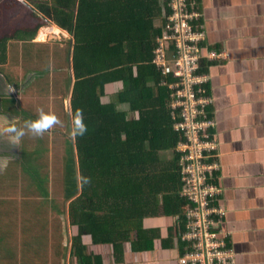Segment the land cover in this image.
Returning <instances> with one entry per match:
<instances>
[{
	"label": "trees",
	"instance_id": "16d2710c",
	"mask_svg": "<svg viewBox=\"0 0 264 264\" xmlns=\"http://www.w3.org/2000/svg\"><path fill=\"white\" fill-rule=\"evenodd\" d=\"M22 1L32 7L31 17L36 23L31 28L17 30L15 36L33 39L41 26L38 20L67 34L61 59L71 70L68 105L73 111L83 110L88 128L84 136L69 138L74 183L71 192L62 193V202H66L64 214L57 208L60 195L53 188L56 209L52 206L51 217L64 216L59 220L63 238L56 247L52 245L63 257L57 264H65V257L67 261L70 259V264H105L106 247H110L107 250L112 261L107 264H123L128 250L139 253L172 249L173 227L168 228L167 238H162L157 229L143 226L146 218L177 217L180 222L187 207L179 196L180 173L174 153L182 137L172 129L173 90L169 83L173 80L153 63L157 39L171 14L166 1ZM53 69L57 74V68ZM205 69L203 61L200 72ZM201 92L208 95L207 83L201 86ZM104 99L107 103L102 102ZM116 105L124 109L117 110ZM167 152H171L170 158L164 157ZM21 166L20 173L28 177L22 182L7 184V175H0L3 196L0 204L8 201L11 185L22 186L21 193L14 194L18 212L15 225L22 226V233L27 234L28 226L32 225L27 223L28 212H35L36 208L27 202L32 200L37 204L40 185L32 180L37 170L31 164ZM219 171L215 172L216 176ZM78 175L90 178L91 183L81 189ZM212 183L219 186L217 179ZM42 188L40 192L45 196V187ZM46 205L44 201L39 211L45 212ZM31 221L34 222L33 215ZM26 241L24 238V252L30 255L19 259L10 252V244H6V258L14 257V264L17 258L19 264L26 263L23 260L36 254L37 249L26 246ZM183 246L184 243L177 245L181 253Z\"/></svg>",
	"mask_w": 264,
	"mask_h": 264
},
{
	"label": "crops",
	"instance_id": "0c3cea01",
	"mask_svg": "<svg viewBox=\"0 0 264 264\" xmlns=\"http://www.w3.org/2000/svg\"><path fill=\"white\" fill-rule=\"evenodd\" d=\"M194 10L201 14L204 51L219 55L203 59L201 65L206 63L207 93L212 98L208 109L216 123L213 134L220 167L217 181L222 189L220 202L227 211L222 228L229 233L226 241L232 246L236 264H264V0H196ZM23 11L28 20H23ZM32 12V7L22 0H0V113L21 120L22 112L28 107L32 111V105V113H36L39 103L52 113L50 102L32 90L33 83L52 82L51 76L61 75L65 79L63 92L56 93L55 98L61 99L59 106L68 123L69 64L64 65L60 54L53 55V46L41 41L43 31H37L33 39L15 36L17 30L36 23ZM50 30L65 33L55 26ZM14 45L19 47L21 57L25 51V57L34 61V66L23 67L22 59L18 65L9 62ZM53 68H57V74ZM9 88L13 91L9 92ZM115 108L124 109L122 105ZM34 150V146L22 142L20 148L11 150L12 157L17 158L8 167L15 165L20 182L28 178L20 173L21 165L31 164ZM6 170L0 171V175L4 176ZM10 182L7 179V184ZM2 197L0 193V201ZM170 225L167 217L143 220L145 228L157 229L162 238ZM106 253L109 254L108 250ZM177 256L175 247L139 253L128 250L123 264H177ZM111 262L104 260L105 264Z\"/></svg>",
	"mask_w": 264,
	"mask_h": 264
},
{
	"label": "built area",
	"instance_id": "2783aa9c",
	"mask_svg": "<svg viewBox=\"0 0 264 264\" xmlns=\"http://www.w3.org/2000/svg\"><path fill=\"white\" fill-rule=\"evenodd\" d=\"M164 1L171 14L157 39L153 63L173 80L169 83L173 90L172 129L182 137L174 148L179 196L187 203L181 221L176 219L179 232L175 244H185L179 264H236L232 246L226 241L229 233L222 228L227 212L220 202L222 189L212 183L220 169L213 134L216 123L207 111L212 98L201 92V86L208 82L207 74L200 72L201 61L219 55L204 51L201 45L205 33L201 14L194 10L196 0Z\"/></svg>",
	"mask_w": 264,
	"mask_h": 264
},
{
	"label": "rangeland",
	"instance_id": "374dc122",
	"mask_svg": "<svg viewBox=\"0 0 264 264\" xmlns=\"http://www.w3.org/2000/svg\"><path fill=\"white\" fill-rule=\"evenodd\" d=\"M22 14L23 20H28L27 12L23 11ZM12 20L9 19L8 22ZM41 22V26L38 28L37 31H43L44 38L41 41H46L47 44L53 46V55L57 52L60 53L61 57H64V50L66 49L65 40H67V34L62 32H53L50 30L51 26L46 21L38 20ZM25 27L27 25L23 24ZM13 27V21H12ZM45 27V28H44ZM47 27L49 29H47ZM45 29V30H44ZM47 30V31H46ZM46 36V37H45ZM38 38V37H37ZM39 39V38H38ZM61 57L59 60H61ZM22 59V62L25 64L23 67L30 68L34 66V61H28L27 57H25V51H22V57L19 54V47L14 45L12 47V56L9 59V62L12 65H18L19 61ZM64 61V60H63ZM59 63L55 62L54 64ZM65 63V62H63ZM65 65V64H64ZM37 78V77H36ZM52 82L45 81L42 83L41 81L34 82L32 90L37 93L39 98L42 100L47 99L51 104V111L54 113L61 121L64 122V127L57 126L56 128L52 129L51 132L46 133L42 137H32L27 135L23 138L22 143L31 144L36 149V154L33 151L31 155V167L32 169L35 168L37 170L36 177H32V180H36L37 185L41 187H45V196H43L41 187H38V199L37 204L35 201L27 202V204H35L36 208L34 209L35 212L29 211L28 215L30 220L27 221L28 224H32L28 226V232L22 233V226L19 228L18 224L15 225V221L17 222V209L14 206V194L21 193L22 186L18 185H11L9 189V193L4 192L7 196L8 201L2 202L0 204V262L8 264H14L15 258H6V248L4 245L10 244L9 249L10 252L13 254H17V257L20 259L22 256L30 255L24 252L25 248L24 245V238L26 241V246H36V254H32L30 257H26V263L22 264H53V261L57 264L63 261V257L60 256V252L54 250L53 247H56V244H59L61 238H63V230L62 225L59 220H62L64 216L55 214L56 216L51 217V209L53 206V210L56 209V202L53 203V188L59 192L57 208L63 213L65 209V203L62 202V193L65 194L66 190H70L73 186V177L71 172V160H70V153H69V136L66 134L67 132V121L63 114V111L59 105H61V99L55 98V94L63 92V85L62 83L65 82V79H62L61 75L51 76ZM36 85H41V87H37ZM116 89H119L116 87ZM40 101V99H39ZM105 101V100H104ZM18 105V104H16ZM6 107V106H5ZM28 107V106H26ZM26 109L22 112L21 121L27 119H35L36 113H32L35 109V106L32 105L31 108ZM37 108H43L45 110L44 104L39 103L36 106ZM19 110V109H18ZM46 111V110H45ZM49 111V110H48ZM47 112V111H46ZM11 149L7 148L6 144L0 143V153L3 151H7L9 155L12 156ZM171 152H167L164 157L170 158ZM17 158V156H14ZM6 175L8 180L11 182H20V180L16 177L19 174L18 170L15 171V165L13 163L10 164V167L6 170ZM34 174V173H33ZM5 175V176H6ZM17 179V180H16ZM67 179V180H66ZM27 191L32 192L30 186H26ZM42 188V189H43ZM51 192V195H50ZM17 195V194H16ZM30 196V193L27 194ZM30 199L31 197H27ZM55 198V197H54ZM45 201L46 211L42 212L39 211L38 207ZM55 201V199H54ZM64 214V213H63ZM32 215L34 217V222L31 221ZM169 222V221H168ZM167 222V223H168ZM39 225V226H38ZM168 225V224H167ZM37 229H36V228ZM56 242L54 243V241ZM24 242V243H23ZM35 242V244L33 243ZM53 245V247H52ZM107 249L110 247H106L104 260H110L109 254L106 253ZM64 250V249H63ZM60 251V250H59ZM62 251V250H61ZM110 251V250H109ZM63 253V252H61ZM66 256V255H65ZM17 258L16 264H19V259ZM61 260V261H60ZM65 264H70V259L67 261L66 257L64 258Z\"/></svg>",
	"mask_w": 264,
	"mask_h": 264
},
{
	"label": "clouds",
	"instance_id": "9594fccd",
	"mask_svg": "<svg viewBox=\"0 0 264 264\" xmlns=\"http://www.w3.org/2000/svg\"><path fill=\"white\" fill-rule=\"evenodd\" d=\"M12 91L13 89L9 88V92ZM67 115L69 117V137L75 140L77 137L84 136L87 133L88 128L84 123L83 110L76 109L73 111L71 107H69ZM57 126L64 127L65 125L64 122L61 121L54 113L46 112L43 108L36 109L35 119H27L23 121L17 117H11L7 113H0V143L6 144L8 149L20 148L21 142L25 136L30 135L32 137H42ZM12 159H14V157L9 155L7 151H3V153L0 154V171L6 170ZM76 179L78 186L81 189H83L85 185L91 183L90 178L82 175H78ZM169 219L171 220V225L168 228L173 227L175 229V235L172 238V242L177 250V264H179V259L181 258L182 253L178 250V243L175 244V240L177 239L179 232L178 227L176 226V219L178 218L171 217Z\"/></svg>",
	"mask_w": 264,
	"mask_h": 264
}]
</instances>
